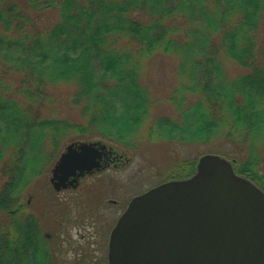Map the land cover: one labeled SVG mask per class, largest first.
<instances>
[{
    "label": "trees",
    "instance_id": "obj_1",
    "mask_svg": "<svg viewBox=\"0 0 264 264\" xmlns=\"http://www.w3.org/2000/svg\"><path fill=\"white\" fill-rule=\"evenodd\" d=\"M71 136L206 145L264 189V0H0V264H64L25 189Z\"/></svg>",
    "mask_w": 264,
    "mask_h": 264
},
{
    "label": "water",
    "instance_id": "obj_2",
    "mask_svg": "<svg viewBox=\"0 0 264 264\" xmlns=\"http://www.w3.org/2000/svg\"><path fill=\"white\" fill-rule=\"evenodd\" d=\"M66 147L55 189L99 168L107 149L99 140ZM197 163L194 175L133 196L112 228L109 264H264V190L218 153Z\"/></svg>",
    "mask_w": 264,
    "mask_h": 264
},
{
    "label": "rangeland",
    "instance_id": "obj_3",
    "mask_svg": "<svg viewBox=\"0 0 264 264\" xmlns=\"http://www.w3.org/2000/svg\"><path fill=\"white\" fill-rule=\"evenodd\" d=\"M234 68H229V71L233 72ZM98 139L106 142L98 136L92 140ZM74 141L73 136L66 138L43 175L35 178L25 189V199L28 198L31 203L29 211L41 223L42 230L46 234L57 235L60 230L63 231L57 246L64 264H76V252L85 253L87 259L96 258L94 264H100L98 261L104 257L108 264L111 229L132 196L163 183L165 177L160 173L165 169L169 171L168 168L172 167L173 155L188 160L196 157L199 159L201 152L208 147L204 145L192 148L161 140L142 142L137 149L128 150L124 145L108 141L106 143L113 146L116 152L124 155V160L118 166H110L107 170L109 173L99 178L91 177L89 180L94 183L85 182L79 195L72 191L56 193L50 180L51 168L66 146ZM65 196L71 197L69 202L61 199ZM85 221L90 224L83 225ZM81 235H85V238L82 239Z\"/></svg>",
    "mask_w": 264,
    "mask_h": 264
},
{
    "label": "flooded vegetation",
    "instance_id": "obj_4",
    "mask_svg": "<svg viewBox=\"0 0 264 264\" xmlns=\"http://www.w3.org/2000/svg\"><path fill=\"white\" fill-rule=\"evenodd\" d=\"M102 158H101V163L102 166L99 170H95V171H91L85 175H81L78 176L79 181L75 184H71L70 181L73 180V176H69V180H68V185L66 187H61L59 190H55L56 193L58 192H68V191H72L74 193H77L79 195L81 188H83V184L85 182H90L91 177L93 178H99V176L104 175L106 173H109L107 170H109L110 166H118V164L124 160V155H122L121 153H118L114 150V148L109 145L108 148L106 150H103L102 152ZM98 180V179H97ZM254 182H256V184H258L257 181H255L253 179ZM92 183H94V181H91ZM52 184V183H51ZM53 186V185H52ZM83 190V189H82ZM73 196V194L71 195ZM70 196H65V197H61V199L66 200L67 202L70 201ZM129 203V202H128ZM127 203V205H128ZM127 205L125 207H127ZM124 211V210H123ZM122 211V212H123ZM90 224L89 222L85 221L83 223V225H88ZM61 233H63L62 230H60ZM81 238L84 239L85 235H81ZM85 255V253H79L76 252V264H88L87 261L85 259H83L82 257ZM92 264L95 263L96 258L90 259ZM100 264H106L104 261V257L100 258V261H98Z\"/></svg>",
    "mask_w": 264,
    "mask_h": 264
}]
</instances>
